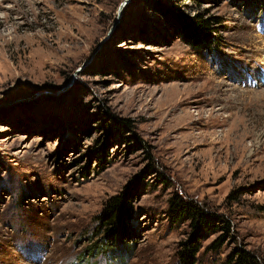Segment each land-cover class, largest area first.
Listing matches in <instances>:
<instances>
[{
	"label": "rangeland",
	"instance_id": "1",
	"mask_svg": "<svg viewBox=\"0 0 264 264\" xmlns=\"http://www.w3.org/2000/svg\"><path fill=\"white\" fill-rule=\"evenodd\" d=\"M123 1L0 0V264H119L97 215L147 168L122 264H178L191 227L170 220L174 194L236 234L216 251L206 235L196 264L235 246L264 261V4L158 0L217 18L208 52L153 0ZM112 117L126 136L107 138Z\"/></svg>",
	"mask_w": 264,
	"mask_h": 264
},
{
	"label": "trees",
	"instance_id": "2",
	"mask_svg": "<svg viewBox=\"0 0 264 264\" xmlns=\"http://www.w3.org/2000/svg\"><path fill=\"white\" fill-rule=\"evenodd\" d=\"M241 1L251 6L264 4L263 0ZM152 5L156 12L161 13L173 23L174 30L179 37L192 48L208 52L216 50L220 40L216 17H203L201 14L187 16L166 8L158 0H153ZM110 119L111 122L105 129L107 138L126 136V131L129 128L128 119L117 117ZM95 155L101 163H107L102 147L97 149ZM152 173L154 172L147 168L146 171L135 175L117 194L111 196L104 203L97 215L99 233L103 232L98 240L100 241L99 247H102L99 250L103 252L102 249H107L108 258L109 253H114L113 257L117 258L119 264H122L123 259L133 250V245H129L127 240L133 237L137 230L135 195L143 185L146 176ZM229 197H232V194ZM169 205L168 215L172 223L187 221L191 227L190 237L182 243L180 250L177 251L178 264H196L201 240L210 233H217V236L209 244L210 250L213 251L218 250L225 243L236 241L233 225L225 214L210 211L198 202L183 198L178 194L173 195ZM117 250H121V252L117 253ZM97 251L93 248L90 252L93 254ZM225 263L264 264V261L245 247L235 246Z\"/></svg>",
	"mask_w": 264,
	"mask_h": 264
},
{
	"label": "water",
	"instance_id": "3",
	"mask_svg": "<svg viewBox=\"0 0 264 264\" xmlns=\"http://www.w3.org/2000/svg\"><path fill=\"white\" fill-rule=\"evenodd\" d=\"M127 2V0H124L122 3H121V5H120V8H119V10L121 9V7L125 4ZM119 15V14H118ZM115 21H117V20H115ZM116 22H114V24H115ZM113 27V26H112ZM111 27V28H112ZM109 31H111V29L109 30ZM105 39V38H104ZM82 68V66H80L78 69H77V71L78 70H80Z\"/></svg>",
	"mask_w": 264,
	"mask_h": 264
}]
</instances>
